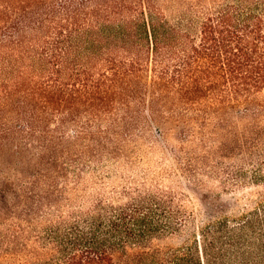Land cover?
I'll return each mask as SVG.
<instances>
[{
	"label": "trees",
	"instance_id": "1",
	"mask_svg": "<svg viewBox=\"0 0 264 264\" xmlns=\"http://www.w3.org/2000/svg\"><path fill=\"white\" fill-rule=\"evenodd\" d=\"M263 91L264 0H0V264H264Z\"/></svg>",
	"mask_w": 264,
	"mask_h": 264
},
{
	"label": "rangeland",
	"instance_id": "2",
	"mask_svg": "<svg viewBox=\"0 0 264 264\" xmlns=\"http://www.w3.org/2000/svg\"><path fill=\"white\" fill-rule=\"evenodd\" d=\"M259 100L260 101H263L264 102V91L260 94L259 96ZM159 162H156L155 159H145V162H144V167L145 168H148V169H154V170H158L159 167L158 166H161L160 163L158 164ZM166 167H168L170 170L173 168H175V164L172 160L168 161L167 164H166ZM176 169V168H175ZM166 179L163 181L166 185H169L171 187H174L178 190H184L186 192H190L189 191V188L187 186V184L185 183V181L183 180V178H181V176H179V174H171L170 176H165ZM192 196V195H191ZM12 225V224H11ZM45 225H44V222H40V224L38 225V227H35L33 226L32 228H28L26 231H21L19 232L18 231V227L17 226H12L11 229L13 230V232L16 234V236L14 237L13 239V246H15L16 244V247H17V243L20 241V240H23V237L25 235H27L30 239L29 241L31 242V244H34L36 242V240L38 239L37 236L40 235V233H44V228ZM0 229H2V231L5 232V229H6V226H0ZM23 236V237H22ZM187 238V234L185 233L184 236L182 237H179V238H171L169 239L168 241L169 242H172L174 244H179L183 241H185ZM19 257H17V262L23 264L22 262H24L25 260V256H23L22 253H19L18 254Z\"/></svg>",
	"mask_w": 264,
	"mask_h": 264
}]
</instances>
